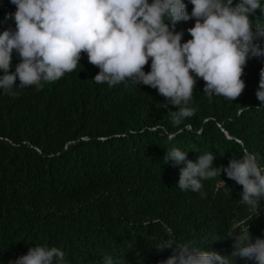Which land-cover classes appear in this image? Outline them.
<instances>
[{"label":"trees","instance_id":"trees-1","mask_svg":"<svg viewBox=\"0 0 264 264\" xmlns=\"http://www.w3.org/2000/svg\"><path fill=\"white\" fill-rule=\"evenodd\" d=\"M186 2L191 12L194 5ZM16 9L11 0H0V31L15 30L8 13ZM263 15L256 10L253 24L261 25ZM195 22H177L183 40L191 38L187 29ZM13 57L10 71L20 62L16 50ZM80 63L39 87L20 85L18 77L10 91L0 89V264L36 244L62 248L65 264H104L106 255L114 264L128 255L149 264L142 255L165 235L155 218L164 210L189 217L184 242L193 239L194 228H227L237 214L235 193L214 189L234 179L204 178L206 196L182 202L175 184L185 165L164 156L173 147L192 160L210 152L219 166L247 148L264 168V102L257 97L264 63L249 58L241 77L245 89L234 100L210 98L198 77L188 105L195 113L180 124L170 113L179 106L166 104L156 88L130 80L98 83L93 78L101 69L86 51ZM257 209L263 221V198Z\"/></svg>","mask_w":264,"mask_h":264},{"label":"clouds","instance_id":"clouds-1","mask_svg":"<svg viewBox=\"0 0 264 264\" xmlns=\"http://www.w3.org/2000/svg\"><path fill=\"white\" fill-rule=\"evenodd\" d=\"M11 2L17 5L8 13L15 30L0 31V89L5 91L17 84L18 77L24 86L56 81L81 64L86 51L89 61L101 69L93 80L110 85L130 80L156 88L167 98L166 104L179 106L170 113L180 124L195 113L188 105L198 77L206 81L203 92L210 98L223 95L234 100L245 89L241 77L249 58L264 63V15L261 25L251 19L256 10L264 12V0H190L191 12L186 0ZM193 18L195 25L187 29L191 38L183 40L185 32L177 31L176 24ZM14 50L20 62L10 71ZM259 85L257 97L264 102V68ZM215 157L204 152L192 160L188 151L173 147L164 160L185 165L175 184L176 199L182 202L191 195L206 196L204 178L218 174L233 178L231 185L214 189L216 194L230 187L235 193L237 214L231 224L218 230L194 228L193 239L184 242L189 217L160 211L155 218L162 222L165 235L154 239L142 255L149 264H264V220L257 209L264 199V168L258 154L245 148L240 158L219 166L214 165ZM64 258L62 248L36 244L8 264H65ZM120 259L116 264H138L129 255ZM104 264H114L112 257L106 255Z\"/></svg>","mask_w":264,"mask_h":264}]
</instances>
